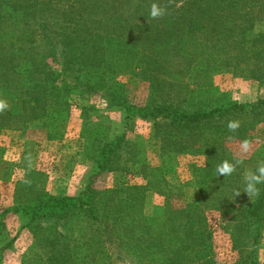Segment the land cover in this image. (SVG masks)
Wrapping results in <instances>:
<instances>
[{
    "label": "trees",
    "instance_id": "obj_1",
    "mask_svg": "<svg viewBox=\"0 0 264 264\" xmlns=\"http://www.w3.org/2000/svg\"><path fill=\"white\" fill-rule=\"evenodd\" d=\"M154 2L163 6L168 0H0V98L9 104L0 114V133L17 132L19 137L29 130L41 132L47 143L77 141L75 151L56 156L46 149L36 151L34 143H20L18 165L8 164L21 171L13 181L12 205L0 208V262L18 233L26 231L38 252L37 264H112L122 256H132L126 257L130 264H223L216 261L213 238L204 223L203 212L209 207L233 213L228 241L237 257L229 264H257L264 185L258 186L259 197L235 196L237 180L217 176L213 160L209 163L206 158L196 182L197 204L189 214H173L164 206L133 217L128 212L130 200L135 205L143 203L151 185L146 175V187L118 179L113 188L90 193L93 179L102 173L132 177L147 168L143 144L128 137L134 117L151 122L162 153L172 152L154 170V174L162 170L161 176L155 174L160 182L165 167L176 164L181 152L188 153L187 143L205 145L214 154L221 134H188L189 127L225 115L264 110V99L251 106L215 103L210 109L192 111L163 103L147 111L134 107L116 78L128 75L152 83L153 70L160 65L166 68L174 60L190 61L196 75L188 86L210 97L212 77L222 67H233L232 60L246 63L245 69L239 67L242 74L247 71L240 77L260 83L264 79V31H253L257 20H264V0H173L163 18L143 21L142 17H150ZM52 4L63 6L55 27L40 21L33 29L23 20L45 13ZM231 44L239 48L233 55L228 50ZM218 56L225 57L228 65L213 59ZM45 58L57 66L56 72L42 66ZM69 95L78 99L82 117L78 134L71 137L63 130L64 119L55 118L62 111L59 99ZM94 95L103 99L107 110L121 113L119 126L89 118L94 110L89 99ZM223 160L220 157L216 163ZM68 166L70 176L78 178V191L71 186L73 193L51 194L46 183L52 169L65 171ZM75 169L83 174L77 175ZM224 184L233 190L223 193ZM8 215L18 224L13 237L5 226ZM76 219L78 243L69 242L67 236Z\"/></svg>",
    "mask_w": 264,
    "mask_h": 264
},
{
    "label": "rangeland",
    "instance_id": "obj_2",
    "mask_svg": "<svg viewBox=\"0 0 264 264\" xmlns=\"http://www.w3.org/2000/svg\"><path fill=\"white\" fill-rule=\"evenodd\" d=\"M63 6L52 4L45 13H38L32 19L23 18L27 20L29 26L33 29L37 27V22H45L49 26L55 27L57 25V17L61 15ZM143 21H148L150 17H142ZM255 23V22H254ZM254 32L264 31V20L259 19L253 25ZM198 49V48H196ZM192 50V49H191ZM230 55L238 52L237 45L231 44L228 47ZM216 55V54H214ZM218 58L222 64L228 65L223 60L226 58ZM179 59V58H178ZM186 58L179 61L174 60L168 64V67L161 65L157 70H153L155 80L150 83L141 78L134 76H118L116 80L124 87L125 94L129 102L136 108L144 111L150 110L154 104L163 103L164 105L177 107L181 110L192 111L196 108L210 109L211 104L225 105L226 103H238L245 106H251L259 100L264 99V79L263 82L257 80L242 78L239 75H245L239 71L246 67L245 62L231 61L230 66L220 68L218 73L212 77L210 84L212 85L211 97L203 94L201 90H195L188 86V82L192 80V76L196 75L195 68L186 63ZM216 61H214L215 63ZM42 66L45 69L56 72L57 66L50 58L42 59ZM158 64V63H157ZM215 64H218L217 62ZM251 66L249 65L248 68ZM235 68L236 71H233ZM245 69V68H244ZM217 72V71H216ZM215 73V72H214ZM191 78V79H190ZM59 85V82L56 83ZM187 86L186 91L185 87ZM210 100H207L209 99ZM93 105L94 110L88 114L89 118L94 121H111L119 126L123 116L120 112L114 110H107L106 104L103 99L94 95L89 99ZM59 104L62 111L55 114V118L64 119L65 125L63 130L66 131L67 136L78 134L82 125V117L78 109V99L69 95L68 97L59 99ZM261 109V108H259ZM229 120H239L240 128L235 133H229L227 129V122ZM131 130L128 137L135 143L143 144L142 158L147 165L141 175H120L114 173H102L93 179L91 184L90 193L96 194L103 190L113 188L118 179L125 181L127 184H135L146 187V180L144 175L148 176L151 185L147 187L144 194L143 203L141 205L133 204L130 200L131 207L128 212L133 217L140 215H149L164 206L173 214L192 212L193 207L197 204L195 198L198 186L196 182L200 179L207 162H212L216 166V160L220 157L230 159L243 158L244 163L237 168V170L229 176L237 180V190L243 193V176L246 170H255L257 163L264 160V110H257L250 115L240 113L233 116L225 115L221 119H215L209 124L201 123L194 127H189L185 130L186 133L195 135H210L215 136V133H220L221 136L216 137L217 146H215L214 154H210L207 147L204 145H193L187 143V152L183 155L178 154L175 158L176 164L173 166L167 165L164 170V177L162 181L159 180L161 172L154 170L161 166L162 158L170 157L172 152L162 153L161 144L154 134V128L151 122L141 120L134 117L130 120ZM232 136L231 140L227 139ZM201 137V136H200ZM202 138V137H201ZM196 139V138H195ZM251 142V149L246 156L241 155V143L243 140ZM28 141L34 143L36 151L40 148L50 151L52 155H63L67 151H75L77 149L76 139L70 138L67 141L63 140L60 143H47L44 140L43 134L38 131H27L23 136L18 137V133L1 132L0 133V208L6 209L12 205L13 181L21 175V171L11 167L12 164H17L21 158L20 153L23 151L20 143ZM214 145V144H213ZM34 147V148H35ZM52 151V152H51ZM42 152V151H41ZM67 159V158H66ZM166 160L164 159V162ZM10 164V165H8ZM20 164V163H19ZM18 165V164H17ZM71 166L63 170L51 171L48 176L46 188L53 195L70 194L73 193L72 188L69 191L68 187L73 186L74 192L78 191V178L70 176L72 170L68 171ZM164 169V167H163ZM75 173L83 174L78 169L74 170ZM155 175V177L153 176ZM153 176V177H152ZM223 176H221L222 178ZM223 179V178H222ZM153 180V181H152ZM155 180V181H154ZM71 184V185H70ZM233 188L228 184L221 187L223 193L232 191ZM132 193V191L130 192ZM242 196V195H240ZM247 199L248 196H247ZM204 223L206 229L212 235V244L214 252L216 253V261L229 264L234 262L237 255L235 252L230 251L229 231L233 223V213L228 209H212L206 207L203 212ZM5 226L9 232V237L16 234L18 227L15 217L8 215L5 218ZM70 230L67 231L69 242L74 241L78 243V222L77 219L70 223ZM69 229V228H68ZM73 231V232H71ZM3 240L0 239V246ZM30 236L26 231L18 233L12 247L2 253V261L0 264H37L38 252L31 247ZM257 264H264V227L260 234L258 244L255 248ZM133 258L132 256H126ZM122 256L121 260H116L112 264H130L127 258Z\"/></svg>",
    "mask_w": 264,
    "mask_h": 264
},
{
    "label": "clouds",
    "instance_id": "obj_3",
    "mask_svg": "<svg viewBox=\"0 0 264 264\" xmlns=\"http://www.w3.org/2000/svg\"><path fill=\"white\" fill-rule=\"evenodd\" d=\"M173 0H168L166 5L159 3H152L149 7V16L151 19H161L168 14V8L172 5ZM9 108V104L6 99L0 98V114H3ZM227 129L229 133H235L240 128L239 120H229L227 122ZM233 137L228 136L227 139L231 140ZM251 149V142L247 139L241 143V155L246 156ZM244 163L243 158H236L232 161L227 159L215 166V172L217 176L228 177L231 176L238 167ZM29 183L30 181H25ZM243 193H246L248 198L251 200L254 197H259L261 189L259 185H264V160L257 163L255 170H246L243 176ZM241 194L240 190L235 191V196Z\"/></svg>",
    "mask_w": 264,
    "mask_h": 264
}]
</instances>
